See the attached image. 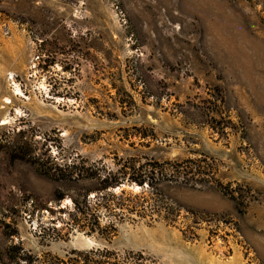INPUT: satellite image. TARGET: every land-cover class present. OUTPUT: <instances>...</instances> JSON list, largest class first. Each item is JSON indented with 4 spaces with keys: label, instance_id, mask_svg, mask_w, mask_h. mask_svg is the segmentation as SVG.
<instances>
[{
    "label": "rangeland",
    "instance_id": "1",
    "mask_svg": "<svg viewBox=\"0 0 264 264\" xmlns=\"http://www.w3.org/2000/svg\"><path fill=\"white\" fill-rule=\"evenodd\" d=\"M185 161L108 189L141 214L99 207L88 233L109 173ZM13 246L264 264V0H0V264Z\"/></svg>",
    "mask_w": 264,
    "mask_h": 264
},
{
    "label": "trees",
    "instance_id": "2",
    "mask_svg": "<svg viewBox=\"0 0 264 264\" xmlns=\"http://www.w3.org/2000/svg\"><path fill=\"white\" fill-rule=\"evenodd\" d=\"M192 163L191 161H185L183 163H173V164H167L170 166V169H168V173H164L163 168L164 165L159 164L157 162L149 163L148 166L149 169L146 172L142 170V166H139L138 171L140 172L137 178L128 177L126 178L124 174H121V176L115 177L111 173H109L106 177L103 178L101 181V189H97V195L94 196V201L91 202L87 199V196H83L82 202L83 205L86 207V210L90 213L87 215L92 220L91 222H88L85 226L88 228V233L98 232V224H99V217L97 214L104 213H110L112 210L117 209L119 212L123 213L124 215H133V214H141L138 211V202H133L129 198L125 197V192L120 191L119 193H113L111 190L115 187L120 188V185L123 184L122 182H135L140 187H144L146 184V187H150L151 184V177H149L150 174H166L170 177L174 176L175 173H181L184 176H188L189 174H192L194 171L197 173H201L199 166L191 167L189 164ZM125 166H122L121 170L124 169ZM72 168H74L72 166ZM72 204L74 206L72 212H74L76 215L84 214L82 208L78 207V202L71 198ZM103 208L104 211L100 213V208ZM93 208V210H92ZM102 210V209H101ZM69 212V213H72ZM123 216V215H122ZM111 229H113L112 226L109 225ZM11 251L14 253L11 254V257L15 260L14 264H36L39 259H34L31 256H28L25 254L22 248H18L16 246H13L11 248ZM98 255L101 257H107L110 258L113 253L106 251L105 249H91V250H82V251H72L71 256L73 258L67 259V260H61L58 258H55L52 263H44V264H104L103 262L99 261H93L90 256ZM27 256V258L25 257ZM42 264V263H38Z\"/></svg>",
    "mask_w": 264,
    "mask_h": 264
}]
</instances>
